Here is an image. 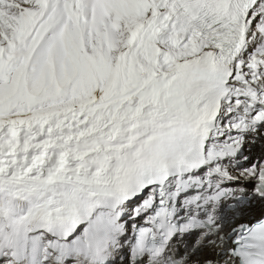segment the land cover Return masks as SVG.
<instances>
[{
    "label": "snow or ice",
    "instance_id": "1",
    "mask_svg": "<svg viewBox=\"0 0 264 264\" xmlns=\"http://www.w3.org/2000/svg\"><path fill=\"white\" fill-rule=\"evenodd\" d=\"M0 264H264V0H0Z\"/></svg>",
    "mask_w": 264,
    "mask_h": 264
}]
</instances>
